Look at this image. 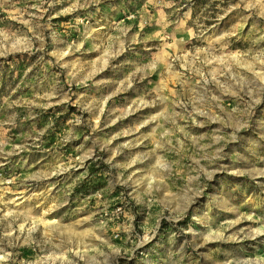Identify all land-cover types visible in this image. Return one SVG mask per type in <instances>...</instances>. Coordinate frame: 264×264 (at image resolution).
<instances>
[{"label":"rangeland","instance_id":"obj_1","mask_svg":"<svg viewBox=\"0 0 264 264\" xmlns=\"http://www.w3.org/2000/svg\"><path fill=\"white\" fill-rule=\"evenodd\" d=\"M194 1L0 0V264H264V0Z\"/></svg>","mask_w":264,"mask_h":264},{"label":"trees","instance_id":"obj_2","mask_svg":"<svg viewBox=\"0 0 264 264\" xmlns=\"http://www.w3.org/2000/svg\"><path fill=\"white\" fill-rule=\"evenodd\" d=\"M220 0H195L194 2L197 3V4H207L208 2H211V3H217L219 2Z\"/></svg>","mask_w":264,"mask_h":264},{"label":"built area","instance_id":"obj_3","mask_svg":"<svg viewBox=\"0 0 264 264\" xmlns=\"http://www.w3.org/2000/svg\"><path fill=\"white\" fill-rule=\"evenodd\" d=\"M122 210H121V207L118 206L116 209H115V214L118 215V214H121Z\"/></svg>","mask_w":264,"mask_h":264}]
</instances>
